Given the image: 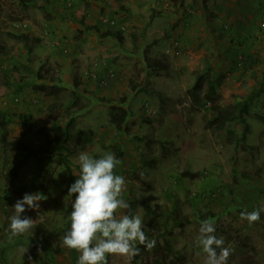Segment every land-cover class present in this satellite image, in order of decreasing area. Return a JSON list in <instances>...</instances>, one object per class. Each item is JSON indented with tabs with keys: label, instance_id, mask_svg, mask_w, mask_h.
I'll use <instances>...</instances> for the list:
<instances>
[{
	"label": "rangeland",
	"instance_id": "1",
	"mask_svg": "<svg viewBox=\"0 0 264 264\" xmlns=\"http://www.w3.org/2000/svg\"><path fill=\"white\" fill-rule=\"evenodd\" d=\"M189 91L201 94L198 111ZM210 98L249 105L246 140L240 122L218 127ZM115 106L131 114L122 131ZM0 111L12 117L0 129V264H78L80 255L62 242L74 200L63 161L44 162L41 189L20 191L37 174L34 159L17 181L6 179L29 116L37 128L74 118L75 132L95 133L71 159L77 176L81 152L121 161L115 173L126 180L121 198L131 208L118 216L138 213L144 229L159 220L164 232L162 213L179 208L167 228L174 236L165 233L176 264H205L196 237L210 218L233 249L228 264H264V212L251 227L240 219L264 208V122L254 117L264 116V0H0ZM37 192L47 198L39 211L25 205L21 214L35 226L9 239L15 203ZM130 260L108 256V264Z\"/></svg>",
	"mask_w": 264,
	"mask_h": 264
},
{
	"label": "clouds",
	"instance_id": "2",
	"mask_svg": "<svg viewBox=\"0 0 264 264\" xmlns=\"http://www.w3.org/2000/svg\"><path fill=\"white\" fill-rule=\"evenodd\" d=\"M78 164L79 176L76 175L77 179L68 192V196L75 197L70 212L71 227L62 238L64 246L80 253L78 264H108L109 255L130 259L140 254L137 245L151 251L156 240H149L146 236L141 216L138 213L117 215L119 210L131 208L121 198L126 190V180L115 173L121 161L112 153L94 158L87 152H81ZM45 199L46 196L37 192L26 193L23 199L17 200L15 214L10 217L9 239L22 236L35 226L37 220L21 218L26 211L25 205L39 211V202ZM261 212L264 208L244 211L240 213V219L246 220L251 227L260 221ZM214 225L211 218L201 222L196 244L206 254L205 264H228L233 249L225 247L224 239L214 234Z\"/></svg>",
	"mask_w": 264,
	"mask_h": 264
},
{
	"label": "trees",
	"instance_id": "3",
	"mask_svg": "<svg viewBox=\"0 0 264 264\" xmlns=\"http://www.w3.org/2000/svg\"><path fill=\"white\" fill-rule=\"evenodd\" d=\"M24 1L34 3V0ZM80 21L83 27H87V23L83 17ZM175 29L176 25H173L172 30ZM112 37L117 39L120 43L124 42V38L119 32L114 33ZM148 65L150 69L155 70L169 69L168 66L163 65L161 62L152 63L149 61ZM80 87L81 85L78 81V77H75V88L79 89ZM188 94L193 104L192 109L198 111L199 105L202 102L201 94L196 91H189ZM210 102L213 103L212 108H210L211 117L212 120L220 123L218 127L222 128L224 124L227 123L240 122L244 126L241 140H246L250 127L247 120L244 118V115L249 114V105L238 100L228 107H223L216 103L215 98H210ZM113 110V123L117 126L118 130L122 131L131 114L129 110L120 106H115ZM254 117L257 120L264 122V116L255 114ZM74 121V118H70L68 121L54 120L48 126L37 128L36 124L32 122L31 116L26 118L24 121L25 128L21 139H18L13 143L18 158L6 175L7 181L11 184L17 181L23 168L30 160L34 159L37 161V174L30 183L23 185L20 188V191H27L33 188L41 189L43 187L41 183V175L44 162L48 159L60 158L66 166L65 174L67 175L68 182L73 184L77 179V176L73 171L71 159L80 151H85L87 146L91 144L95 138V133L92 130L75 132ZM11 122V115L7 112L0 111V129L6 130ZM36 142L38 144H35ZM178 212L179 208L173 206L169 212L162 213L161 216L166 220L164 222V226L166 227L164 232H162V228L160 227L161 222L159 220L144 229L149 240H156V245L151 251H148L142 245H137L140 254L131 258V264H139L141 261H145L146 264H176L175 258L177 252L173 248L171 241L165 237V233H168L170 237L174 236L173 230L167 228L171 220L177 221ZM200 217L202 218L203 215L201 214ZM70 227L71 223L68 225V231L70 230Z\"/></svg>",
	"mask_w": 264,
	"mask_h": 264
},
{
	"label": "built area",
	"instance_id": "4",
	"mask_svg": "<svg viewBox=\"0 0 264 264\" xmlns=\"http://www.w3.org/2000/svg\"><path fill=\"white\" fill-rule=\"evenodd\" d=\"M107 21H105V23H106ZM14 27L15 28H18V29H21V30H26L27 28H28V25L27 24H25V23H19V22H16V24H14ZM175 50H176V48H175ZM171 53V52H170ZM174 54H179V52H173ZM90 76V75H89ZM92 78H96V74L95 73H93L92 75ZM112 78H114V76L113 75H110L109 77H107V78H104L103 80H102V84L103 85H107L110 81H111V79Z\"/></svg>",
	"mask_w": 264,
	"mask_h": 264
}]
</instances>
